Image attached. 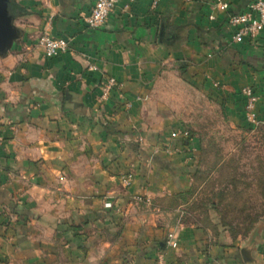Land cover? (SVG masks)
Returning a JSON list of instances; mask_svg holds the SVG:
<instances>
[{
  "label": "crops",
  "instance_id": "0c3cea01",
  "mask_svg": "<svg viewBox=\"0 0 264 264\" xmlns=\"http://www.w3.org/2000/svg\"><path fill=\"white\" fill-rule=\"evenodd\" d=\"M214 1L127 9L121 0L90 28L94 0H8L15 36L0 52V264H153L158 250L171 264H230L225 237L176 218L170 202L189 181L158 170L163 131L197 119L201 101L222 102L236 123L241 88L251 86L264 123V29L233 42L227 16L251 0H226V12ZM42 33L69 37V50L46 57ZM104 75L117 87L101 101ZM192 132L166 162H192ZM170 231L176 248L166 245Z\"/></svg>",
  "mask_w": 264,
  "mask_h": 264
},
{
  "label": "rangeland",
  "instance_id": "374dc122",
  "mask_svg": "<svg viewBox=\"0 0 264 264\" xmlns=\"http://www.w3.org/2000/svg\"><path fill=\"white\" fill-rule=\"evenodd\" d=\"M240 105L243 106L241 103L234 108L239 119L236 123L224 116L222 102L208 99L196 104L197 119L177 121L197 135L199 151L196 156L189 154L193 159L190 164L180 162L177 166L175 162L174 165L166 162L168 156L183 153V148L191 144L193 138L191 135L173 137L171 131L175 128L172 122H167L165 128L173 129L164 130L160 137L158 145L165 156L159 161L161 169L158 170L163 176L170 174L175 181L182 177L189 181L188 188L178 191L177 198L170 202L176 207L179 221L211 228L217 240L219 236L225 237L226 247L230 248L231 256L227 258L230 264H264V123L255 127L247 124L242 119L244 109L242 111ZM250 127L252 129L248 130ZM136 138L139 142L142 140L139 136ZM125 173L118 178L121 184L129 186L132 180L124 178ZM140 197L135 196V200L149 202ZM105 206L111 207L109 203ZM159 252L163 251L155 252L153 264Z\"/></svg>",
  "mask_w": 264,
  "mask_h": 264
},
{
  "label": "built area",
  "instance_id": "2783aa9c",
  "mask_svg": "<svg viewBox=\"0 0 264 264\" xmlns=\"http://www.w3.org/2000/svg\"><path fill=\"white\" fill-rule=\"evenodd\" d=\"M121 0H94L89 12L84 17L85 24L90 28L101 26L108 15L115 9ZM124 8L138 0H124ZM150 7L156 9L161 0H149ZM214 8L218 11H228L229 4L226 0H215ZM213 18V15L209 16ZM227 26L231 30L233 42H241L245 37L254 39L260 31L264 29V0H251L244 9L237 12H230L227 16ZM38 45L42 48L46 57H55L69 50L70 38L66 36H55L48 33H42L38 37ZM94 64L88 65V70H96ZM117 87V81L111 76L104 75L100 85V100H106L111 90ZM241 94L244 98V116L247 123L253 127L261 122L257 118L255 104L257 95L251 86L241 88ZM173 137L190 136V132L185 128H177L171 131ZM1 141V137H0ZM124 178L132 180V171L126 172ZM166 245L170 248H176L178 245L177 235L174 231L168 232L166 236ZM155 264H170L167 261L165 253L159 252L155 257Z\"/></svg>",
  "mask_w": 264,
  "mask_h": 264
},
{
  "label": "water",
  "instance_id": "95a60500",
  "mask_svg": "<svg viewBox=\"0 0 264 264\" xmlns=\"http://www.w3.org/2000/svg\"><path fill=\"white\" fill-rule=\"evenodd\" d=\"M8 12V0H0V52L7 49L15 36L11 16ZM243 256L246 259L244 252Z\"/></svg>",
  "mask_w": 264,
  "mask_h": 264
},
{
  "label": "trees",
  "instance_id": "16d2710c",
  "mask_svg": "<svg viewBox=\"0 0 264 264\" xmlns=\"http://www.w3.org/2000/svg\"><path fill=\"white\" fill-rule=\"evenodd\" d=\"M185 70L181 67V69H180V72L181 73H183ZM252 129V127H250V128H248V130H251ZM212 205V207H214V204H211ZM211 229V228H210Z\"/></svg>",
  "mask_w": 264,
  "mask_h": 264
}]
</instances>
